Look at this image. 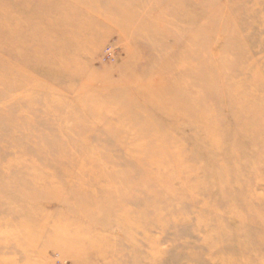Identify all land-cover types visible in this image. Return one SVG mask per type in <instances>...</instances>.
I'll list each match as a JSON object with an SVG mask.
<instances>
[{"label": "rangeland", "instance_id": "obj_1", "mask_svg": "<svg viewBox=\"0 0 264 264\" xmlns=\"http://www.w3.org/2000/svg\"><path fill=\"white\" fill-rule=\"evenodd\" d=\"M0 264H264V0H0Z\"/></svg>", "mask_w": 264, "mask_h": 264}]
</instances>
